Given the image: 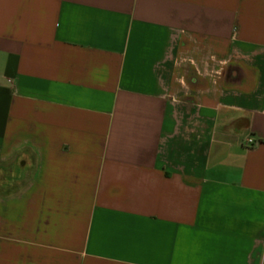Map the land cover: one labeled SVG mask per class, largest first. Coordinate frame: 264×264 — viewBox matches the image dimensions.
<instances>
[{"label":"crops","instance_id":"1","mask_svg":"<svg viewBox=\"0 0 264 264\" xmlns=\"http://www.w3.org/2000/svg\"><path fill=\"white\" fill-rule=\"evenodd\" d=\"M0 264H264V0H0Z\"/></svg>","mask_w":264,"mask_h":264},{"label":"rangeland","instance_id":"2","mask_svg":"<svg viewBox=\"0 0 264 264\" xmlns=\"http://www.w3.org/2000/svg\"><path fill=\"white\" fill-rule=\"evenodd\" d=\"M29 173H31V170H30V172Z\"/></svg>","mask_w":264,"mask_h":264},{"label":"built area","instance_id":"3","mask_svg":"<svg viewBox=\"0 0 264 264\" xmlns=\"http://www.w3.org/2000/svg\"><path fill=\"white\" fill-rule=\"evenodd\" d=\"M249 143H250V141H249Z\"/></svg>","mask_w":264,"mask_h":264}]
</instances>
